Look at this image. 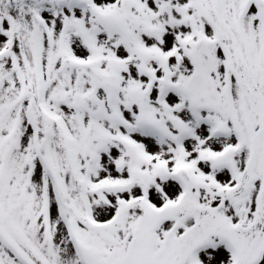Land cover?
Instances as JSON below:
<instances>
[{
	"label": "snow or ice",
	"instance_id": "6c2138e0",
	"mask_svg": "<svg viewBox=\"0 0 264 264\" xmlns=\"http://www.w3.org/2000/svg\"><path fill=\"white\" fill-rule=\"evenodd\" d=\"M0 264H264V0H0Z\"/></svg>",
	"mask_w": 264,
	"mask_h": 264
}]
</instances>
